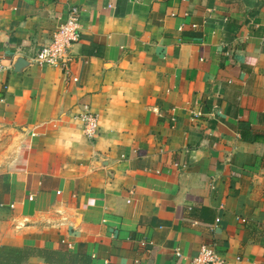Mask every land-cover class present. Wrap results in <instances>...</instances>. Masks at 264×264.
Here are the masks:
<instances>
[{
  "label": "crops",
  "instance_id": "obj_1",
  "mask_svg": "<svg viewBox=\"0 0 264 264\" xmlns=\"http://www.w3.org/2000/svg\"><path fill=\"white\" fill-rule=\"evenodd\" d=\"M73 6L67 69L34 64ZM0 60V246L264 264V0H0Z\"/></svg>",
  "mask_w": 264,
  "mask_h": 264
},
{
  "label": "built area",
  "instance_id": "obj_2",
  "mask_svg": "<svg viewBox=\"0 0 264 264\" xmlns=\"http://www.w3.org/2000/svg\"><path fill=\"white\" fill-rule=\"evenodd\" d=\"M80 10L78 7H71L67 14L66 21L53 33L48 44L44 45L33 59L34 64L67 69L70 63L69 51L73 44L80 39ZM2 70L0 60V71ZM73 82L77 79L73 78ZM84 135L89 139L97 137L99 126L97 115L84 111L80 115ZM33 135V134H32ZM146 243L144 242L143 245ZM180 256V253H176ZM190 264H226L223 257L217 252L214 245H202L197 254L191 259Z\"/></svg>",
  "mask_w": 264,
  "mask_h": 264
},
{
  "label": "trees",
  "instance_id": "obj_3",
  "mask_svg": "<svg viewBox=\"0 0 264 264\" xmlns=\"http://www.w3.org/2000/svg\"><path fill=\"white\" fill-rule=\"evenodd\" d=\"M31 258H42L47 264H88L87 257L34 246H0V264H23Z\"/></svg>",
  "mask_w": 264,
  "mask_h": 264
},
{
  "label": "water",
  "instance_id": "obj_4",
  "mask_svg": "<svg viewBox=\"0 0 264 264\" xmlns=\"http://www.w3.org/2000/svg\"><path fill=\"white\" fill-rule=\"evenodd\" d=\"M24 65V60L22 59H17L15 64H14V70L19 71Z\"/></svg>",
  "mask_w": 264,
  "mask_h": 264
}]
</instances>
